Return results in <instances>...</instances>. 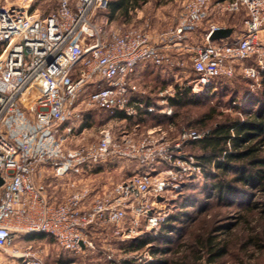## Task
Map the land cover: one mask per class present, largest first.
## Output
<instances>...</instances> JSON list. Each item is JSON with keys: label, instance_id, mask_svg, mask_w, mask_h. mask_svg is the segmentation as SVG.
<instances>
[{"label": "built area", "instance_id": "obj_1", "mask_svg": "<svg viewBox=\"0 0 264 264\" xmlns=\"http://www.w3.org/2000/svg\"><path fill=\"white\" fill-rule=\"evenodd\" d=\"M107 1L58 0L47 15L0 4V252L15 237L44 234L59 249L78 253L96 248L90 232L96 228L112 225L126 241L165 221L164 194L202 169L183 146L205 133L187 127L175 139L169 136L171 99L178 91L146 93L139 86L141 68L174 71L178 56L186 54L199 90L232 77L237 68L248 79L264 72V0L184 1L178 22L155 39L145 29L98 23L95 12L105 10ZM241 10L240 35L210 40L221 28L210 20L213 14ZM201 29L203 41L191 42ZM92 109L119 125L103 124L94 141L64 151L72 121ZM153 113L167 120L169 130L157 124L140 133L139 119ZM127 119L133 120L129 130ZM107 159L132 161L135 168L110 189L83 183ZM44 162H51L54 178L67 189L59 202L47 197L45 182L34 180L35 165ZM22 258L23 264H42L29 251ZM107 259L112 262L110 254Z\"/></svg>", "mask_w": 264, "mask_h": 264}, {"label": "rangeland", "instance_id": "obj_2", "mask_svg": "<svg viewBox=\"0 0 264 264\" xmlns=\"http://www.w3.org/2000/svg\"><path fill=\"white\" fill-rule=\"evenodd\" d=\"M5 1L27 5L29 11H36L41 15L54 11L58 3V0H0V4L6 3ZM184 1L187 2L146 0L139 8L130 9L126 14L116 13L112 18L107 8L97 10L95 18L98 23H105L107 28L145 29L155 39L159 33L178 22ZM217 1L219 0H210L212 4ZM210 20L219 26L233 25L240 35L243 31L244 12L241 10L233 14H213ZM178 59L179 66L174 70L176 73L171 71L170 67H149L139 78L141 89L152 96H157L158 92L169 87L176 92L179 89H188L186 102L173 110V130L168 131L167 120L153 113L139 119L140 133L157 124L168 129L172 139L176 138L182 128L187 127L206 133L218 126L228 127L235 120L247 119L264 108V74L257 79H248L237 68L232 77L217 79L212 88L199 90L193 88L196 75L188 55L181 54ZM107 118L105 112L96 109L83 112L80 121H72L73 137L71 135L64 143L63 150L71 149L79 143L94 141L99 126L103 125ZM132 122L133 120L127 119L123 123ZM112 123L109 124L114 125L116 122ZM116 124L119 125V121ZM183 151L194 159L202 153L199 145L191 142L183 146ZM260 155L264 156V149ZM112 160L107 159L89 172L83 183L110 189L129 177L135 168V162L125 159ZM50 164L51 162L37 163L35 173L40 177L39 180L47 184V197L59 202L68 192L54 178L53 165ZM208 172L212 175L219 173V176L211 178L210 174L205 177V172L201 169L200 173L194 174L181 187L164 194L166 201L161 206L167 215L165 222L170 216L177 217L167 222L171 229L159 228L154 232L147 231L133 240L121 241L114 235L112 225H106L90 231L96 248L78 253L59 249L54 241L44 234H27L15 237L12 245L5 252H0V264H23L22 256L28 251L37 254L42 264H125L128 261L131 264H146L150 261L147 260V254H150L157 264H264V216L260 214V208L252 207L254 203L261 205L264 202V194L236 184V200L233 201L228 194L219 199L213 194L211 185L223 179L230 180L236 172L231 170L221 174L212 168ZM248 207L253 209L247 210ZM138 238H145L149 243L137 248L136 243L132 245L131 242ZM209 241L214 246L213 251L208 246ZM220 249H224V254L214 258V253ZM107 254H110L112 262L107 259Z\"/></svg>", "mask_w": 264, "mask_h": 264}, {"label": "trees", "instance_id": "obj_3", "mask_svg": "<svg viewBox=\"0 0 264 264\" xmlns=\"http://www.w3.org/2000/svg\"><path fill=\"white\" fill-rule=\"evenodd\" d=\"M145 2L146 0H111L107 1L106 8L112 18L116 13L126 14L130 9L139 8ZM187 94L188 89L177 92L176 96L171 99L173 109L186 102ZM191 143H197L202 151L195 157V160L205 172V177L210 176L211 173L208 172L210 168L221 174H226L231 170L236 172L230 180L223 179L211 185L213 194H216L219 199L228 194L233 201L236 200L238 198L236 184L256 189L264 194V156L260 155L264 149V108L259 109L247 119L233 121L228 127L218 126L212 131H207L202 138L191 141ZM217 174H211V178H217L219 176ZM252 207L260 208V214L264 216V202L261 205L254 203ZM250 208L248 207L247 210ZM176 218V216H170L166 221L170 222ZM167 222L163 221L159 228L171 229ZM131 243L132 245L136 243L137 248H142L149 242L145 238H138ZM208 246L213 251L214 246L210 241ZM224 252V249H220L214 253V258L223 255ZM152 254H154L153 251ZM125 264L131 263L128 261ZM146 264L157 263L151 260Z\"/></svg>", "mask_w": 264, "mask_h": 264}, {"label": "crops", "instance_id": "obj_4", "mask_svg": "<svg viewBox=\"0 0 264 264\" xmlns=\"http://www.w3.org/2000/svg\"><path fill=\"white\" fill-rule=\"evenodd\" d=\"M221 28H231L232 29V33H231V35H230V37H228V38H226V39H229V38H232V37H234V36H237L238 34H237V31H236V28H235V26H233V25H222L221 26ZM203 34H204V32L202 31V29L201 30H197L196 32H194L192 35H191V42H202L203 41ZM226 39H223V40H226ZM212 41H219V40H212ZM249 63H252V64H254V61H249ZM149 67H152V66H146L145 68H141L140 69V75H141V73H145L146 72V70H148L149 69ZM175 73V72H174ZM143 74H142V76H143ZM107 114V113H106ZM107 121L105 120V122H104V124H109V123H112V122H114L115 121V118H113V116H110L109 114H107ZM120 118V117H119ZM113 124V123H112ZM128 125V130L131 128L130 126H131V124H127ZM141 126V125H140ZM106 167H108V166H106ZM40 178V177H39ZM39 178H38V176H37V174L35 175V177H34V180H35V182L36 183H40V182H42V180L40 179L39 180ZM46 195H48L47 194V191H46ZM49 196V195H48Z\"/></svg>", "mask_w": 264, "mask_h": 264}, {"label": "water", "instance_id": "obj_5", "mask_svg": "<svg viewBox=\"0 0 264 264\" xmlns=\"http://www.w3.org/2000/svg\"><path fill=\"white\" fill-rule=\"evenodd\" d=\"M231 33H232L231 28H220L211 33L210 40H223V39L230 37ZM1 184H2V181L0 179V185Z\"/></svg>", "mask_w": 264, "mask_h": 264}]
</instances>
